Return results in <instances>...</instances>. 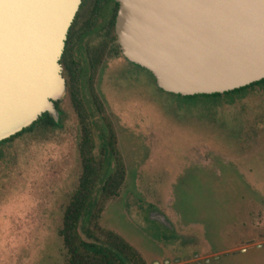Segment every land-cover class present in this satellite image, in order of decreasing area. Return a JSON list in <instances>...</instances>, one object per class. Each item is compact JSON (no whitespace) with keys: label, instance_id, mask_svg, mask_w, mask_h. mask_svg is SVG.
I'll return each mask as SVG.
<instances>
[{"label":"rangeland","instance_id":"rangeland-1","mask_svg":"<svg viewBox=\"0 0 264 264\" xmlns=\"http://www.w3.org/2000/svg\"><path fill=\"white\" fill-rule=\"evenodd\" d=\"M103 66L98 91L126 177L115 197L95 193L97 226L121 235L145 264H264V82L177 96L121 57ZM73 123L41 142L7 144L0 264L64 263L58 228L81 172ZM154 210L170 226L149 219ZM87 217L82 223L103 238Z\"/></svg>","mask_w":264,"mask_h":264},{"label":"water","instance_id":"water-1","mask_svg":"<svg viewBox=\"0 0 264 264\" xmlns=\"http://www.w3.org/2000/svg\"><path fill=\"white\" fill-rule=\"evenodd\" d=\"M122 55L181 96L264 78V0H115ZM82 0H0V141L43 113L58 121L60 58ZM149 219L170 223L159 211Z\"/></svg>","mask_w":264,"mask_h":264},{"label":"trees","instance_id":"trees-1","mask_svg":"<svg viewBox=\"0 0 264 264\" xmlns=\"http://www.w3.org/2000/svg\"><path fill=\"white\" fill-rule=\"evenodd\" d=\"M117 7L115 0H82L69 27L60 58V64L72 59L77 69L75 73L68 71L65 97L55 102L59 111L58 121H54L45 112L31 126L0 141L1 163L8 150L7 144L14 139L23 137L32 143L41 142L44 138L53 136L56 130H65L68 121L73 120L75 127L70 133L77 138L75 151L80 159L81 172L77 185L63 207L61 225L58 228L65 251L63 264H145L141 254L121 235L97 226L101 209L94 211L98 205L95 193L99 192L104 199L115 197L126 177L124 162L115 147L111 119L98 91L99 73L108 57H121L129 62L116 42L114 21ZM81 54L84 56L82 61ZM146 71L154 87L159 89L153 75ZM260 82H264V78L224 93L200 95L242 93L245 87ZM96 136L101 141L97 154L94 152ZM103 163L108 168L105 169L107 172H103ZM85 214L88 216L87 222L96 226L103 238H99L82 223Z\"/></svg>","mask_w":264,"mask_h":264},{"label":"flooded vegetation","instance_id":"flooded-vegetation-1","mask_svg":"<svg viewBox=\"0 0 264 264\" xmlns=\"http://www.w3.org/2000/svg\"><path fill=\"white\" fill-rule=\"evenodd\" d=\"M81 55L82 56L80 57V60L82 61V59H84V56H83V54H81ZM61 66H62L61 74H62V76L64 78L65 87H66V83H67V80H68L67 73H68L69 70H71L73 73H75V70L77 69V65L75 66V62L72 59H70L68 61V63L61 64Z\"/></svg>","mask_w":264,"mask_h":264}]
</instances>
